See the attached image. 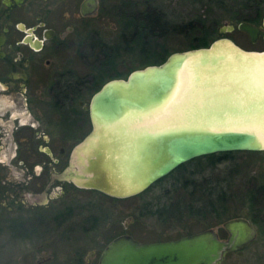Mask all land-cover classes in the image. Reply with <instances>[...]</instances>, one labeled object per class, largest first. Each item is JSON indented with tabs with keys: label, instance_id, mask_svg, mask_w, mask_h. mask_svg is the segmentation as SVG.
Wrapping results in <instances>:
<instances>
[{
	"label": "flooded vegetation",
	"instance_id": "af4514ba",
	"mask_svg": "<svg viewBox=\"0 0 264 264\" xmlns=\"http://www.w3.org/2000/svg\"><path fill=\"white\" fill-rule=\"evenodd\" d=\"M245 5L251 12L246 16L241 12L233 22L219 28L222 36L207 45L194 44L188 50L207 48L218 39H226L246 52L264 53V0H250ZM99 10V0H0V229L12 226L9 214L15 211L16 225L7 228L19 230V237L34 221L45 225L46 234L52 223L60 226L67 222L64 234L77 227L83 228L81 231L98 227L100 219L95 216L88 219L93 223L90 226L85 218L73 219L74 203L82 202L85 191L113 203L131 198L144 200L145 193L169 179L173 188L181 189V199L189 201L196 198L197 186H206L205 192L209 193L212 185L231 184L229 178L214 180L205 174L213 163L232 155L224 152L193 158L135 195L117 196L106 191L116 183L112 180L116 164L111 142L105 147L99 144L90 105L104 85L127 79L136 69L125 78L115 76V47L101 41L98 29L88 31L91 23L97 21L93 18ZM241 23L251 26L253 34L240 29ZM162 35L150 33L143 37L147 41ZM144 52L148 56L150 51ZM176 52L143 68L160 65ZM230 60L240 64L233 56ZM261 63L260 59L259 67ZM239 84L212 83L207 87L222 91L223 102H264L262 82ZM239 168L235 165L234 173ZM259 188L262 195L264 186ZM171 191L172 188L163 189L165 193ZM90 198L91 195L85 198L89 205ZM109 218L110 211H106L103 221ZM233 218L246 219L254 230V238L240 249L227 252L220 264L228 255L241 253L251 245L255 246V258L263 260L264 242H256L261 230L246 217ZM224 222L218 229L208 226L186 235L212 229L218 239L226 241L229 232L223 227ZM175 239L178 238L162 241ZM80 263L78 258L76 264Z\"/></svg>",
	"mask_w": 264,
	"mask_h": 264
},
{
	"label": "rangeland",
	"instance_id": "374dc122",
	"mask_svg": "<svg viewBox=\"0 0 264 264\" xmlns=\"http://www.w3.org/2000/svg\"><path fill=\"white\" fill-rule=\"evenodd\" d=\"M99 1V13L93 18L97 21L91 23L88 31L98 29L101 41L115 47L114 71L118 78H125L131 70L143 68L154 61H163L172 52L188 50L201 40L209 44L222 36L219 28L233 22L241 12L245 16L251 12L245 5L250 0ZM150 20L158 28L162 27L164 33L159 39L145 41L143 35L150 34L147 28ZM144 45L146 49L142 50ZM146 50L150 51L148 56L145 55ZM149 76L138 77L128 87H113L100 99V117H115L129 106H141L157 98L161 91L156 80L159 75ZM170 78L171 71L163 75L162 89ZM166 139V135H140L136 142L139 164L136 167L133 165L132 173L139 177L144 173L146 165L149 166L161 157L162 145ZM111 152L109 156H112ZM229 154H232L229 159L213 163V168L205 170V174L213 179L225 177L231 182L230 185L222 186L226 195L222 199H216L219 211L215 214L220 215L219 218L208 211L204 212V205L198 211L195 210L202 206V201L199 203L189 200L195 207L192 211L187 207L181 208L180 203L188 201L181 199V189L173 188L169 179L145 193L144 200L131 198L113 203L85 191L81 194L82 202L74 203L73 209L76 212L73 219L76 221L85 218L90 226L93 223L88 219L95 216L100 219L98 227H90L86 231L77 227L72 232L66 230L64 234L67 222L60 226L52 223L48 225L46 234L43 232L45 225L34 221L35 223L30 222L31 227L24 232L25 236L19 237V230L9 229L16 225L14 218L17 212L12 211L9 214L12 226L0 229V264H76L78 258L80 264H97L107 242L119 234H128L143 242L162 241L179 238L208 226L218 229L222 222L237 216L248 218L261 230L256 242L263 243L264 193L259 195V187L264 186V151H234ZM235 165L240 166L236 173L233 170ZM200 187L206 186H197V190ZM164 188H172V191L165 193ZM176 189L179 191H175ZM89 195L90 205L85 199ZM199 197L209 199L204 195ZM106 211H110L109 221H103ZM20 214L24 213L21 211ZM253 247L255 246L251 245L241 253L228 255L224 264H264V259L259 261L255 258Z\"/></svg>",
	"mask_w": 264,
	"mask_h": 264
},
{
	"label": "water",
	"instance_id": "95a60500",
	"mask_svg": "<svg viewBox=\"0 0 264 264\" xmlns=\"http://www.w3.org/2000/svg\"><path fill=\"white\" fill-rule=\"evenodd\" d=\"M239 28L250 34H253L254 31L251 26L245 23H241ZM220 45L229 47L236 56L246 61L264 56V53L246 52L226 39H218L207 48L176 52L160 65L136 69L129 74L127 79L112 80L94 95L90 109L95 122V133L99 134V127L105 128L107 123L115 122L127 114V111L146 112L160 107L170 96L175 86L177 71L182 62L199 53L203 59L207 60L208 65L215 66L221 56L215 53V48ZM168 71H171V78L162 89L163 75ZM149 75H154L151 77L159 75L156 80L161 91L157 98L141 106H129L118 116L106 119L100 117V99L113 87L116 85L128 87L138 77H150ZM145 134L149 136L166 135L167 139L162 145L161 157L149 166L146 165L144 173L138 177L132 173L133 165L136 167L139 164L136 142L139 141L140 135ZM137 140L130 152L127 170H123L121 160H115L112 180L116 183L110 189L107 188V192L117 196L135 195L170 174L181 164L196 157L224 152L264 150V146L261 145L254 130L229 128L214 123L187 124V126L155 130L154 132L139 131ZM118 148L119 146L112 144L113 154H116L115 150ZM223 227L229 232L226 241L218 239L212 229L171 241L154 242H143L128 234H121L106 245L98 264H220L227 252L240 249L254 238V230L244 218L229 219L224 222Z\"/></svg>",
	"mask_w": 264,
	"mask_h": 264
},
{
	"label": "bare ground",
	"instance_id": "6f19581e",
	"mask_svg": "<svg viewBox=\"0 0 264 264\" xmlns=\"http://www.w3.org/2000/svg\"><path fill=\"white\" fill-rule=\"evenodd\" d=\"M215 53L221 55L215 66L208 65L199 53L186 58L177 71L170 96L160 107L146 112L127 111L120 119L107 123L105 128L99 127L96 137L100 146H108L110 142L119 146L113 158L121 160L123 170H127L130 152L139 131L154 132L187 124L214 123L229 128L254 130L264 146V125L259 122L264 114V102L249 105L233 103L234 100L223 102L222 91L207 87L212 83L240 85L243 82H262L264 65L259 67L260 64H257L262 56L246 61L222 45L215 48ZM232 56L240 64L232 62Z\"/></svg>",
	"mask_w": 264,
	"mask_h": 264
},
{
	"label": "trees",
	"instance_id": "16d2710c",
	"mask_svg": "<svg viewBox=\"0 0 264 264\" xmlns=\"http://www.w3.org/2000/svg\"><path fill=\"white\" fill-rule=\"evenodd\" d=\"M156 19L157 18H155V20ZM152 22H153V20L148 21V23H150V25L147 26V28H148V30H149L150 33H156V34H162V33H164V31H163L164 29H162V27L161 28H158V26L157 25L155 26ZM203 41L204 40H201L200 42L203 43L204 45H207V43L206 42L204 43ZM205 191H206V187H200L198 189L197 197L195 199H193L194 201H197V202L199 201V203H201L200 201L203 202L202 206L199 207V208H196L195 209V207H193V203H189V201L188 202H185V203H182V204L180 202H178V204L180 203L181 208L187 207L191 211L194 210V209L198 211V209L203 208V205H204V210L205 211H208V212H210L212 214H215V213H217L219 211V208L217 206V200L216 199L217 198L220 199V197L222 199L226 195V191L223 190V187L222 186H217V185H213L212 187H210L209 193H207ZM206 194H207V196H206ZM200 195H204L205 197H208L209 199L208 200H204L202 197H199ZM143 208H144V206L142 207V209ZM219 216L220 215H218V214L216 215V217H218V218H219Z\"/></svg>",
	"mask_w": 264,
	"mask_h": 264
},
{
	"label": "snow or ice",
	"instance_id": "6c2138e0",
	"mask_svg": "<svg viewBox=\"0 0 264 264\" xmlns=\"http://www.w3.org/2000/svg\"><path fill=\"white\" fill-rule=\"evenodd\" d=\"M262 61V65H264V57L260 58ZM261 77H262V85H264V68H262V73H261ZM262 125H264V114L261 115L260 121H259Z\"/></svg>",
	"mask_w": 264,
	"mask_h": 264
}]
</instances>
